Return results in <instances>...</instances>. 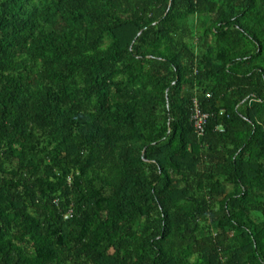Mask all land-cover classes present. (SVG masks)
Listing matches in <instances>:
<instances>
[{
	"label": "trees",
	"instance_id": "1",
	"mask_svg": "<svg viewBox=\"0 0 264 264\" xmlns=\"http://www.w3.org/2000/svg\"><path fill=\"white\" fill-rule=\"evenodd\" d=\"M0 264H264V0H0Z\"/></svg>",
	"mask_w": 264,
	"mask_h": 264
},
{
	"label": "built area",
	"instance_id": "2",
	"mask_svg": "<svg viewBox=\"0 0 264 264\" xmlns=\"http://www.w3.org/2000/svg\"><path fill=\"white\" fill-rule=\"evenodd\" d=\"M193 113V122H194V129L198 135H202L204 132V126L207 120V114L199 111L198 109L194 110ZM71 216V212L69 211L66 215H64V219H67Z\"/></svg>",
	"mask_w": 264,
	"mask_h": 264
},
{
	"label": "clouds",
	"instance_id": "3",
	"mask_svg": "<svg viewBox=\"0 0 264 264\" xmlns=\"http://www.w3.org/2000/svg\"><path fill=\"white\" fill-rule=\"evenodd\" d=\"M69 211H70V212H71V214H72V210L70 209ZM69 211H68V212H69ZM68 212H67V213H68ZM67 213H66V214H67ZM66 214H64V215H66ZM63 218H64V216H63ZM68 218H69V217H68ZM68 218H67V219H68ZM65 220H66V219H65Z\"/></svg>",
	"mask_w": 264,
	"mask_h": 264
}]
</instances>
